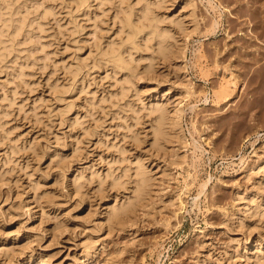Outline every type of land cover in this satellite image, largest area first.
Instances as JSON below:
<instances>
[{"label":"rangeland","instance_id":"1","mask_svg":"<svg viewBox=\"0 0 264 264\" xmlns=\"http://www.w3.org/2000/svg\"><path fill=\"white\" fill-rule=\"evenodd\" d=\"M119 1L0 0V39L14 37L10 12L25 26L8 50L0 41V264H264V0L157 7L199 21L186 64L137 46L134 30L128 41L123 11L135 22L146 1ZM183 64L197 90L187 142L156 147L148 109L172 110ZM139 160L151 193L117 224L107 211L132 197Z\"/></svg>","mask_w":264,"mask_h":264},{"label":"bare ground","instance_id":"2","mask_svg":"<svg viewBox=\"0 0 264 264\" xmlns=\"http://www.w3.org/2000/svg\"><path fill=\"white\" fill-rule=\"evenodd\" d=\"M81 1L82 2H85L86 0H81ZM124 1H125V3L128 2L126 0H124ZM138 1H136V2H138ZM140 1H142V0H140ZM145 1L146 2L144 4H142L140 2L143 5V7L141 9H138L139 10V13H137L138 11L137 12L136 11H133V12H135L134 15L137 16V21L135 20V22L131 19V14H130L131 13L130 12L131 9L129 11L130 13L129 14L127 13V10L131 7L130 4L128 6V9L125 10L126 12L124 13V11H123V14L126 15L127 19H130L129 22H128V24L130 25V27L132 29V30H129L130 27L129 28L127 27L128 28L127 30H129V32H126V34L128 33L126 35V37H128V41L129 40H133L132 37L130 38V34L132 33V32L130 33V31H133L134 30L133 31V34H134V32H136V36L132 34L134 36V42L133 43H136L137 44L140 41V42H142L144 44L145 47H147L146 49L148 51H150L149 50L150 48L151 49L153 48L154 52L156 53V54L154 53L155 55L162 56L163 59L164 58H169L170 59V57H172V58H175V59H178L179 60L181 58V59H183V63H184L185 62L184 59L186 57V52H187V49L189 48L188 47L189 46V43H190V41H191L194 33H196V31H198V27H201V25H199V21H197V20L194 19L196 21L195 22L191 18L192 20H188L187 19L189 22H186V19L184 18L185 17L184 14H183L184 17H182L180 11L178 13H175L171 17H169L168 15H166L164 13H163L162 16H160L159 11L157 12L156 8L157 7H160L159 9H163L162 5H165L166 3L164 4V2H166L167 0H153V1H150V2L147 1V0H145ZM207 1H208L209 4H213V0H207ZM222 1L220 0L221 3H222ZM120 2L121 1H119V5L121 3L122 4H125V3H123V1L121 3ZM142 2H144V1H142ZM172 2H173V0H172ZM140 3L139 4L136 3L137 6L139 5L141 7L142 5ZM168 3H169V0H168ZM170 3H171V1H170ZM182 3H181L182 5H180L181 6L180 8H182V9L185 8L187 10L188 7H192V8L195 7V6H193V5H195V0H183ZM127 5H128V3H127ZM166 6H164V8ZM219 6L221 8L223 7L221 5H219ZM122 8L124 9L125 7H122ZM137 8H139V7H137ZM212 8H214V7L212 6ZM7 9H6V11H7L6 14H8L10 11H13L14 10V7L11 5V3H8L7 4ZM166 9H168V8H166ZM229 10L230 9H228L227 11H229ZM190 11L191 12L186 13V15L188 14L187 17L189 15H191V17L194 16V14H193V12H195L194 9H191ZM13 13L14 12H10L9 14L10 15L12 14V17H14L13 16ZM160 13L162 14V12H160ZM228 14H230V13H228ZM14 15H15V13H14ZM12 17L10 18V16H9V17H7V19L5 18V20H4L5 22L3 24H4V26L7 27V29H10L11 28V29H13L12 32H14L15 34H18L19 35V33H21V31L23 32V30H22L23 27H25L24 26V22L23 21H19V19H18L19 17L15 18V19L12 18ZM123 18H124V20H126L124 16H123ZM16 19H18V20H16ZM134 19H135V17H134ZM20 20H21V18H20ZM124 20L122 19L123 23H122L121 20L120 21H121V25L123 24L124 27H125V25H126L125 22L126 21H124ZM166 20L169 23H171V26L173 25V27H175L174 29H177V30L174 31V29L172 27H170V26L169 27L168 26H163L162 23L164 21H166ZM213 23H214V25L212 26ZM213 23L211 24L212 29L214 28V26H215V28L218 27V21L215 20V22H213ZM25 24H26V22H25ZM123 25L121 27H123ZM6 27H3V29L6 28ZM3 29H2V31H3ZM209 30L210 29H208L206 31L209 32ZM215 30H217V29H215ZM7 31L9 32V30H7ZM205 32L203 34H205ZM210 32H212V31H210ZM14 33H11V31H10V34H13L14 37H12L10 34L8 36L9 37L11 36L12 37L11 39H13V38H16L17 39V37H15V34ZM6 35H5V37H6ZM137 36H138V38H136L137 39L136 40L135 37H137ZM194 36H196V35H194ZM226 36L229 37V35H226ZM3 39H0V41L3 40ZM11 39H8V42H10L9 40H11ZM125 41H126V44H127V40H125ZM8 42L6 43V40H5L6 45H8ZM3 43H4V40H3ZM3 43H1V45ZM11 43L13 44V41H11ZM11 43H9V44L11 45ZM130 44L131 43H129L128 45H130ZM6 45H5V47H8V48H6V50H8L9 47H11V46H9V45L6 46ZM132 45H134V44H132ZM123 46H125V44ZM137 46H138V44H137ZM2 47H4V45ZM148 47H149V49H148ZM118 48H119V46H118ZM117 49L114 50L115 53L112 50V48L110 50H112V52L114 54H116ZM119 49H121V48H119ZM129 49L131 50V48H129ZM3 51H5V50H3ZM123 51H125V50H123ZM123 51H122V53H123ZM118 52H119V55H118L119 58H117V56L116 57L111 56V59H112V57H113V59L116 58V59H114L116 62L115 61H112V62L117 63V65L115 63H113V64L115 66H121L122 67V64L124 62V59H126V58H123L124 57L123 55L125 53H123V54L121 53L122 56H120L121 55L120 54V51H117V53ZM215 52L217 53L218 51H215ZM129 53L131 54L132 52L129 51ZM151 53L153 54V51ZM130 54H129V57H130L129 59L131 60V58L133 59V57L130 56ZM152 54H151V56L154 55V54L153 55ZM219 54L220 53L218 52V56H220ZM129 59L127 58V60H128L127 64L130 63L129 62ZM151 59H150L151 64L149 66L146 65L147 66L146 67L147 69H145L148 74H149V72L151 73L152 67H153V72L155 70L154 69V66L152 65V63H153L152 60L154 58L152 60ZM156 59H158V57ZM156 59H154V60H156ZM159 59H160V57H159ZM127 64H126V67L128 66ZM154 64H156V63H154ZM185 64H186V62H185ZM185 64H183L184 66H180L181 67L180 68L181 70H185V71H183V74L184 75H183V78H182V81H181V84H180L181 85V87H180V90H181L180 99L173 105L172 110H170V108L169 109L166 108V106H165L166 104H162V103H159V102L151 104L150 105V109H148L149 110L148 111L149 112L148 114L151 116V120H152V123H151L152 124L151 125L152 126L151 132H152V136H153V142L152 143L156 147H159L160 145L162 146L161 143H162L163 140H166V139L169 140V139L178 138V137L183 138L184 142H187L186 136L183 134V129H182V114L184 112L183 102H184V100L186 98H190L191 96L197 95L196 94L197 90L194 89V86L192 84V81L190 80V77H189V73L185 69L186 68L185 67ZM128 68L130 70V67L129 66H128ZM117 69H118L117 71L119 72V67ZM123 70H125V69H123ZM129 70H127V73L128 74L130 73ZM148 70H150V71H148ZM127 73L126 74L124 73V74L127 75ZM208 73L209 72H208V69H207V76H208ZM238 74L240 76V73H238ZM131 77H133V75L132 76L130 75V77H128V79L126 77H123V80L125 81V84H126V82L128 80H131L130 79ZM239 78L240 77H238V76L235 75L233 77V80L231 82L228 80V82H225L224 84H222V87L219 90V95L224 96V98H225L224 102L225 103H227L230 100V98H231V93H230L231 91H229V88H230L229 86L230 85H233V86L237 87V85L240 83ZM131 82L133 83L134 81L131 80ZM131 82L128 83V89L130 88L129 85H131ZM132 85H135V84H132ZM122 88L123 87H121V89ZM134 88H135V86H134ZM242 88H244V86L241 83V85L239 87V90L242 89ZM123 89H122L123 91L121 90V93L124 92L125 90L128 91V89L126 87L123 88ZM124 93H122V95ZM123 97H125V96L123 95ZM134 170H135V173L133 174L134 175V179H133L134 189H133L132 197L129 198L128 201H126V202H123V203H121L119 205L118 204H115V205L111 206L108 209V211H107V217H108V219L111 220L112 222H116V223L118 222L117 224H120L121 221H124V218L128 217L131 214V212L133 210H135V208L138 205H140L143 201H145V199L147 198V196L151 193V187L153 185V178L151 177V175L148 172V170H147L146 166L144 165V163L139 160L137 162V165H136V167H135ZM118 182H120V178L118 179ZM78 184H80V182ZM183 207H184V201L181 200V202H180V208L182 209Z\"/></svg>","mask_w":264,"mask_h":264}]
</instances>
